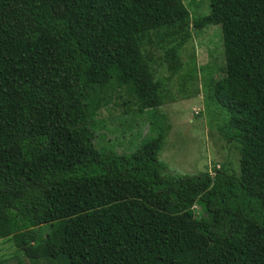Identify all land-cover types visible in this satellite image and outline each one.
Returning a JSON list of instances; mask_svg holds the SVG:
<instances>
[{
	"label": "trees",
	"instance_id": "obj_1",
	"mask_svg": "<svg viewBox=\"0 0 264 264\" xmlns=\"http://www.w3.org/2000/svg\"><path fill=\"white\" fill-rule=\"evenodd\" d=\"M209 5L192 26L221 28L224 76L207 82L239 172L174 175L162 131L131 152L95 143L96 89L160 106L192 37L184 1L0 0V238L59 264H264V0ZM83 215L103 224L83 235Z\"/></svg>",
	"mask_w": 264,
	"mask_h": 264
},
{
	"label": "rangeland",
	"instance_id": "obj_2",
	"mask_svg": "<svg viewBox=\"0 0 264 264\" xmlns=\"http://www.w3.org/2000/svg\"><path fill=\"white\" fill-rule=\"evenodd\" d=\"M183 1L190 12L188 27L192 37L181 51L183 68L165 81L162 104L141 111L127 87L109 83L96 89L102 105L95 117L94 140L100 146L131 152L162 131L164 140L158 155L167 164L169 173L193 175L217 167L238 173V146L220 135L218 127L226 116L209 96L210 77L224 76L221 28L220 25L199 29L192 26V17L210 11L209 0ZM148 45L143 46L144 52L159 62L161 49ZM193 62L196 76L184 81L183 75L192 68ZM165 75H168L166 68L159 66L157 76ZM193 209L198 214L200 207L195 205ZM78 219L77 227L86 236L103 224L96 215H83ZM48 230V225H43V233ZM0 260L3 264H59L49 257L27 258L10 238H0Z\"/></svg>",
	"mask_w": 264,
	"mask_h": 264
}]
</instances>
